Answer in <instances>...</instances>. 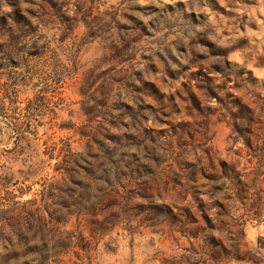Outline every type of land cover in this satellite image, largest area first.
<instances>
[{
	"label": "clouds",
	"instance_id": "9594fccd",
	"mask_svg": "<svg viewBox=\"0 0 264 264\" xmlns=\"http://www.w3.org/2000/svg\"><path fill=\"white\" fill-rule=\"evenodd\" d=\"M0 264H264V0H0Z\"/></svg>",
	"mask_w": 264,
	"mask_h": 264
}]
</instances>
